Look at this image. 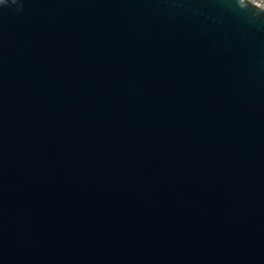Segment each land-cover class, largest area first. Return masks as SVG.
<instances>
[{
	"label": "water",
	"instance_id": "1",
	"mask_svg": "<svg viewBox=\"0 0 264 264\" xmlns=\"http://www.w3.org/2000/svg\"><path fill=\"white\" fill-rule=\"evenodd\" d=\"M0 264H264V10L0 0Z\"/></svg>",
	"mask_w": 264,
	"mask_h": 264
},
{
	"label": "built area",
	"instance_id": "2",
	"mask_svg": "<svg viewBox=\"0 0 264 264\" xmlns=\"http://www.w3.org/2000/svg\"><path fill=\"white\" fill-rule=\"evenodd\" d=\"M248 1L264 10V0H248Z\"/></svg>",
	"mask_w": 264,
	"mask_h": 264
},
{
	"label": "clouds",
	"instance_id": "3",
	"mask_svg": "<svg viewBox=\"0 0 264 264\" xmlns=\"http://www.w3.org/2000/svg\"><path fill=\"white\" fill-rule=\"evenodd\" d=\"M12 2H13V3H15V2H16V0H12ZM4 4H5V3H4Z\"/></svg>",
	"mask_w": 264,
	"mask_h": 264
}]
</instances>
